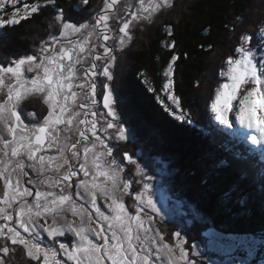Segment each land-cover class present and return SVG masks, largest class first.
<instances>
[{"label":"snow or ice","instance_id":"1","mask_svg":"<svg viewBox=\"0 0 264 264\" xmlns=\"http://www.w3.org/2000/svg\"><path fill=\"white\" fill-rule=\"evenodd\" d=\"M17 3L0 0V28L50 8L52 31L32 53L0 57V264H11L18 250L29 264H219L186 230L160 229L165 218L154 200V177L126 150L114 152L129 129L121 111L126 101L113 84L115 43L109 41L122 49L134 28L153 24L175 0H103L98 9L91 0H34L23 13ZM9 6L13 11L6 12ZM69 8L88 11V18L73 20ZM225 27L234 42L206 111L210 122L234 129L248 147L231 161L202 148L189 156L186 178L231 215L257 195L264 209V20L248 28L241 15ZM215 47L201 45L206 53ZM179 59L173 55L166 71L171 106L164 107L183 125L192 118L173 90ZM97 77L104 78L100 92ZM33 99L41 112L28 110ZM257 152L258 181L250 163ZM216 236L230 253L240 246L249 255L264 252V231L241 242ZM224 264L248 261L230 256Z\"/></svg>","mask_w":264,"mask_h":264},{"label":"trees","instance_id":"2","mask_svg":"<svg viewBox=\"0 0 264 264\" xmlns=\"http://www.w3.org/2000/svg\"><path fill=\"white\" fill-rule=\"evenodd\" d=\"M63 2L67 4L70 0ZM255 2L256 0H194L191 11H185V14L169 12L159 16L158 23L162 22L161 26L155 27V24L154 28H149L146 38L130 45L124 54L129 63H123L119 75L122 88L116 89L122 90L118 93L126 101L121 107L123 119L127 121L125 125L129 133L134 135L132 141L136 137L139 139L147 157L163 163L174 192L193 209L192 217L180 218L178 221L181 226L187 225V220L191 222L186 226L188 228L184 227L190 242L205 244L204 233L211 227L225 235L241 237L264 231V209L261 208L258 195L247 209L234 210L231 215H227L214 208L204 195L197 193L186 178L190 168L189 156H195L200 149L210 147L214 156L227 157L231 161L233 154L239 155L247 147L240 137L222 133L209 121L206 104L217 85L221 70L222 61L218 62L217 58L222 52L228 51L233 42L225 25L237 16L247 18ZM91 3L97 8L103 4V0H91ZM66 11L78 22L88 18V11L75 8ZM7 18L6 16L5 19ZM51 20L52 10L42 9L39 14L21 20L19 24L0 28V57L32 53L33 44L42 36L47 37ZM169 31L171 36L168 35ZM172 41L175 42V47L165 46ZM209 42L216 47L211 53H206L201 45ZM173 55L180 57L175 64L177 75L174 92L180 98L182 106L191 110L190 124L182 125L164 107L165 104L169 105L164 98V75ZM211 72L213 84L208 80ZM207 89H210L209 92H206ZM42 110L43 106L40 105L39 111ZM131 138L129 134V143ZM120 145L118 143L115 151L124 150ZM126 146L127 152L136 154V151H130L128 143ZM250 163L258 181V152ZM260 190L257 182V193ZM159 226L166 233L182 230V227L173 226V223ZM11 264H29L23 250L15 253Z\"/></svg>","mask_w":264,"mask_h":264},{"label":"rangeland","instance_id":"3","mask_svg":"<svg viewBox=\"0 0 264 264\" xmlns=\"http://www.w3.org/2000/svg\"><path fill=\"white\" fill-rule=\"evenodd\" d=\"M193 1L194 0H175L176 6L173 9H171V10H169V11H167V12H165L159 16L161 17L162 15H165L166 13L168 14L169 12H177V14L178 13L185 14V13H187L185 11H188V12L191 11L190 9H191ZM33 2H34V0H19V3L16 4V7L20 8L21 12L23 13L24 4H26V3L31 4ZM102 6H103V4L101 3V5H99L97 7V9L102 7ZM5 11L11 12V11H13V8L11 6H9L8 8L5 9ZM250 11L251 12L249 13V16L246 18V27H248V28H252L258 22H260L261 20H264V0H256L255 5H253V7ZM158 17L155 19L153 24H151V25L145 24L143 30H141L139 27L134 28L132 30V33H131V35H132L131 41L126 42V46H124L122 49L120 48L118 43H116L114 41H109L110 44L115 43L114 55L116 56V61H115L116 64L114 63L113 66L116 65V70H115V73L113 76H114V83L116 84L117 87H121V83L119 82V75H120L121 69L123 68V63L125 61L127 62V64L129 63L128 59L126 58V55H124L127 48L130 45H134V43L139 41V40L140 41L144 40V38H146V35H148L149 28H152V27L154 28L153 25L156 24L155 27L161 26L160 24L162 22L158 23V20H159ZM50 31H52V29L49 28L48 33ZM44 38H46V37L42 36L40 38V40H42ZM40 40L38 42H36V44H33V47L31 49L32 52H33L34 48L37 46V44L40 42ZM233 42H234V39H233ZM232 43H230L228 48H230ZM101 51H102V49H101ZM228 54H229V49H228V51L226 50V51L222 52V54L219 55V58H217L218 62L220 60L222 61L223 58L226 57ZM113 66H112V71L114 70ZM175 70H176V68H175ZM166 71H167V69H166ZM176 75L177 74L175 72V74L173 76L174 81H175ZM164 76H165V85H166L168 82V77L166 76V72H165ZM208 80L210 81V83L211 82H212V84L214 83L213 82L214 81L213 72L210 73ZM175 83H176V81H175ZM175 83H174V85H175ZM207 86H209V84H207ZM209 90L210 89H207L206 92H209ZM82 97H81V99H82ZM164 98H166V101L169 103V106H171V101L167 99V91L166 90H164ZM31 103H33L34 106L31 105ZM30 105L32 108H36V109L40 107V103L37 100H31ZM126 114H127V112H126ZM213 124H215L216 127L219 129V131H221L222 133H226L230 136L239 137L238 135L234 134V129L223 128L222 126H219L215 122H213ZM125 127H127V126L125 125ZM127 129H128V127H127ZM129 134L133 138V139L131 138L130 143L128 141L130 151L131 150H133V152L136 151V152H134V153H136L134 155H132V153L130 154L128 152L129 155H131L133 159L137 160V162L141 165V167L144 168L145 172H147L149 175H152L154 177L153 181L151 182L153 184L154 200L157 203V207H159L161 209V214L165 218L164 222L161 224H166L167 226H169V224H172V223H169V221H174L173 226L179 225L178 227H180V228L182 227V230H186V228H188L186 226H189L188 224L191 222L189 220H187L188 224L185 226H183V225L181 226L178 221L180 220V218L192 217L191 215L194 213L193 209L190 208L189 207L190 205L188 206L184 200H182L180 195H178L174 192V190L171 186V183L168 179L167 172L164 169L163 163L158 159L157 160L149 159V157H147L148 154L144 151L143 147H141L142 145L140 144V141H138L139 139H137V137H136V140L132 141V140H134V135L132 136L131 133H129ZM117 143H119V142H117ZM136 143H138V144H136ZM126 145L127 144H124L122 146L120 145V147L128 149V147ZM138 145H139V148L137 149L136 146H138ZM132 174L135 175V172L133 171ZM137 178H139V177H137ZM184 227H186V228H184ZM160 229H161V227H160ZM218 233H220V232L217 231L215 228H212V227L209 228L204 233V236L206 238V243L205 244L199 243L201 248H205L207 246V254L211 257L212 260L219 262V264H224V262H226L227 260L230 259V256H237L240 258L247 259L248 264H264V252L257 250L255 252H253L251 255H249L247 247L240 246V247H237L235 251L230 253L226 248V242L220 241L217 239L216 234H218ZM222 234L225 235L223 232H222ZM225 236L232 237L237 242H241L247 237V236L241 237V236H234V235H225Z\"/></svg>","mask_w":264,"mask_h":264},{"label":"flooded vegetation","instance_id":"4","mask_svg":"<svg viewBox=\"0 0 264 264\" xmlns=\"http://www.w3.org/2000/svg\"><path fill=\"white\" fill-rule=\"evenodd\" d=\"M115 64H116V62H115ZM113 68H114V70L112 71V73H113V75H114L115 70H116V65L113 66ZM111 70H112V69H111ZM103 79H104L103 77H97V78H96V81H97V84H98L97 92H100V91L102 90V89L99 87V84H100L101 81H103ZM113 84H114V87L116 88L117 86H116V84L114 83V81H113ZM116 91H117V92H122V90L120 91V89H116ZM82 99H83V97H82ZM33 100H37V101L40 103V101H39L38 99H33ZM97 100L100 101V102L102 103V100H101V98H100L99 96H97ZM31 105H33V103H31ZM31 105H30V102H29L28 105H27L29 111L40 112V111H39V108H37V109H36V108H32ZM40 105H41V103H40ZM33 106H34V105H33ZM127 143H128V140H127V141H119V144H122V145L127 144ZM122 148H123V147H122ZM124 150L127 151V148H124Z\"/></svg>","mask_w":264,"mask_h":264}]
</instances>
